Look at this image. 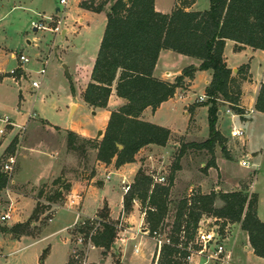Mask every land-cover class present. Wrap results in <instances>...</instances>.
<instances>
[{
  "label": "rangeland",
  "instance_id": "374dc122",
  "mask_svg": "<svg viewBox=\"0 0 264 264\" xmlns=\"http://www.w3.org/2000/svg\"><path fill=\"white\" fill-rule=\"evenodd\" d=\"M78 1L68 0L67 5L61 7L58 0H0V73H3L0 74V79L3 78L0 80V116L26 127L24 133L19 134L21 139L18 138L19 135L14 139L17 163L11 175V180L24 184L11 185L9 182L7 190L1 191L0 217L7 215V219L0 221V224L8 230L20 225L21 230L30 233L15 236L12 233L0 232L1 264H68L70 259L75 262L76 256L88 263L99 264L101 260L112 255V250L105 253L106 255L103 254L102 249L96 247L92 239L79 243L75 230L93 225L89 232L91 235L102 219L100 214L103 208L108 211V222L126 227L124 221L121 222V216L128 213L123 209L119 220L109 219L118 218L125 196L120 189L118 172L114 169H101L100 166L98 168L95 151L87 148L71 150L67 145L66 132L61 130H71L74 127L77 131L88 132L95 138L98 131L107 125L103 111L93 115L82 101L84 90L90 82L93 60L104 31L106 16L105 12L93 13L80 9ZM101 1L95 0L96 3ZM171 1L157 0L158 4L164 5ZM208 2L209 0H197L196 7L203 10ZM57 9L60 12H56ZM38 24L48 29L38 28L34 31V25ZM55 27H58V32L51 31ZM62 30H66V33H62ZM11 54L15 57L11 58ZM19 55L25 56L28 62H19ZM17 68L24 71V78L19 80L20 84H16L11 76L7 75ZM41 69L45 71L43 75L38 74ZM19 73L20 71L17 77ZM33 81L39 84L38 88H32ZM203 90L204 78L200 76L194 83V98L202 96ZM190 94L186 93L189 99L182 102L179 99V91L173 101L161 107L153 116L154 122L161 123L170 130L169 143L163 146L165 148L161 151L159 162L154 159L157 156L151 151L138 157V162L144 165L146 156L152 153L151 156L154 157L147 161L143 172L156 178L161 174L158 171L164 168L163 185L168 183L172 174V166L180 146L201 144L208 138V122L202 113L198 116L201 129L199 124L194 125L190 121L188 131L190 130L191 135L186 133L189 119L184 115V107L186 102L192 99ZM72 96V104H78V108L73 107L70 111L69 98ZM69 112L72 116H69ZM32 114L35 116L29 120ZM39 117L61 129L44 123ZM242 121L226 114L225 110L216 122V129L229 138L226 139L225 146L226 153L227 148H231L229 154H235L232 160L218 145H215L213 154L205 149H186L178 163L180 169L174 173L166 219L160 230L163 238L171 236L172 222L179 202L198 194L225 193L229 189L232 190L230 187H223L224 183L234 187L239 184L240 188L247 192L249 199H258L261 221H264V119L255 117L251 123L245 124ZM3 127L0 124V128ZM233 127L244 131L246 147L230 137ZM103 133L93 140H100ZM14 135L15 130L8 128L4 135L0 136V166L7 153L6 147ZM244 147L246 149L243 151ZM244 155L250 158L248 168L239 164ZM211 160L214 163L218 161V165L215 163V167L206 169ZM154 161L155 166L151 167ZM158 163H161V166ZM134 170L135 166L130 165L125 167L121 174L131 181ZM107 172L111 173L109 181L106 180ZM59 177L70 184L71 190L64 193L61 203H54L52 199L46 198L56 190L57 187H51V183ZM99 181L104 183L103 188L89 187L92 184L97 185ZM107 186L110 187L108 195ZM251 186L257 195L251 191ZM72 190L75 192L72 193ZM8 191H16L26 197L16 196ZM39 191L43 194L37 199ZM73 194L80 196L78 206L82 205L81 208L68 205V196ZM215 206L220 207L221 202L217 200ZM36 209L43 211L35 215ZM77 213L81 215L75 223ZM203 217L214 219L206 214L202 215ZM49 218H52L51 222H48ZM212 223L213 230L222 235L223 239H226L228 234H236L235 223L219 218ZM136 228L135 226L130 231L135 232ZM236 235L231 264H264L256 262L249 251L244 250L246 238L240 232ZM125 237L131 241L130 258H134L132 249L136 247L137 241L131 239L130 233ZM114 243L115 246L119 245L116 241ZM89 244L93 248L89 247ZM141 249L143 252L155 250L156 255L157 248L151 240H146ZM112 260L115 262L116 259Z\"/></svg>",
  "mask_w": 264,
  "mask_h": 264
},
{
  "label": "trees",
  "instance_id": "16d2710c",
  "mask_svg": "<svg viewBox=\"0 0 264 264\" xmlns=\"http://www.w3.org/2000/svg\"><path fill=\"white\" fill-rule=\"evenodd\" d=\"M195 0H175L168 14L157 12L154 0H81L79 8L93 13L105 12L106 23L98 51L90 73V82L82 95L83 102L93 109H105L112 91L124 100V104L110 112L100 140L83 138L67 132V145L71 150L89 149L96 152V160L102 164L114 163L116 168L135 161L136 154L149 145L165 146L170 138L167 128L146 122L142 113L150 108L155 111L171 99L177 89H184L194 79L197 71H210L211 79L206 86L208 138L201 144H183L172 166V174L165 185L154 182L152 176L139 169L130 191L123 198V211L130 213L134 200L139 201L145 214L149 233L164 226L174 173L187 148L205 149L213 154L215 145L227 156L226 139L216 129L219 107L228 105L240 114L237 107L241 96V84L246 79V66L236 76L227 67L223 52L227 40L235 43L234 50L244 47L264 51V0H210L209 9L203 12L188 11ZM107 7V8H106ZM162 50L196 59L200 62L182 70L173 83L159 80L153 72ZM197 106V105H196ZM193 107L189 108L192 121ZM255 111L264 114V84L256 97ZM13 140L5 152L13 151ZM117 145L122 146L118 149ZM228 157V156H227ZM213 160L206 169L215 167ZM9 177L0 174V192L9 184ZM101 185L100 183L97 184ZM51 187H57L46 200L61 203L70 184L62 177L55 179ZM39 191L37 199L42 197ZM221 202L220 207L215 202ZM257 199L248 198L243 189L235 192H211L198 194L178 203L172 224L169 245H163L158 253L157 264H184L187 254L176 249L179 234L183 230L192 240L202 215L206 214L226 222L240 224L247 234L253 254L264 259V221L257 217ZM43 210L35 211V215ZM101 221L93 231L94 245L105 254L112 250L117 235L116 225L107 221L108 211L101 210ZM16 225L11 230L0 224L4 234H30ZM93 225L77 228L76 234L87 237ZM116 255L114 254V258ZM181 257V258H180ZM68 264H75L69 260ZM115 264H120L115 260Z\"/></svg>",
  "mask_w": 264,
  "mask_h": 264
},
{
  "label": "crops",
  "instance_id": "0c3cea01",
  "mask_svg": "<svg viewBox=\"0 0 264 264\" xmlns=\"http://www.w3.org/2000/svg\"><path fill=\"white\" fill-rule=\"evenodd\" d=\"M80 1L81 0H79L78 2H80ZM174 1L175 0H172L168 5H164V4H158L157 0H154V8H155V10L157 12H160V13H163V14H168V13H170L172 11V9L174 7ZM196 4H197V0H195L194 4H192L187 10L188 11H195V12H203V11H206V10L209 9V2L206 4V7L203 10L197 8ZM57 10H56V12H59V9H57ZM79 22H81V19H79ZM35 30L36 29L34 28V31ZM62 33H66V30H62ZM234 46H235V43L233 41L227 40L226 43H225V46H224L223 56H224L225 63L227 65V67L231 70L233 76H236L238 74V71H239V69L241 67L246 66V69H245L246 79L241 84V96H240L239 104L237 106L239 108V110H240V114H239V116H236L237 114H235V112L232 111L229 108L228 105H225V106H221L222 109H219V113L220 114L218 113V118L223 116L225 110H229L230 113L232 115H234V117H238L241 120H243L242 123H244V124L245 123H251L255 119V117H261L262 119H264V114L258 113L254 109L256 97H257V94L259 92L260 86H261V84H264V51H262V50H254V49H252L250 47H244L243 49H241L239 51H235L234 50ZM97 51H98V49H97ZM96 54H97V52H96ZM14 56H15L14 54H11V58H13ZM95 57H96V55H95ZM94 60H95V58H94ZM94 60H93V63H94ZM199 65H200V62L198 60H196V59H193V58H190V57H186V56H183V55H179V54H176V53H174L172 51H169V50H162L160 52V54H159L158 61L156 63V66H155V69H154V72H153V76L155 78L159 79V80L166 81V82H169V83H173L175 78L178 77L181 74L183 69H185L187 67H190V66H194L195 68H198ZM92 67H93V65H92ZM0 74H3V73H0ZM200 76H202L204 78L203 95L194 98V96H195L193 94V92H194L193 91L194 83L197 80V78H199ZM2 79H0V80H2ZM210 79H211V72L210 71H197L195 73V75H194V79L191 82H189L184 89H177L175 94H174V96L171 99H169L168 101L162 103L154 112L151 111L150 108H147L142 113V119L144 121H146V122H149V123H152V124H155V125L163 127V125L161 123L153 121V116L159 111V109L161 107H163L164 105H166L170 101H173L174 98L177 96V93L180 91L181 95H180L179 99H181L182 102H185V100L189 99L185 94L186 93H191L190 96L192 97V99H190L188 102H186L185 107H184V111H185L184 115L187 116V119L190 120V114L188 112L189 108L192 107V106H195V107H193L192 124H194V125L199 124V122H198L199 114L202 113L207 118V109L208 108L205 107V106H200L203 102H205V100L200 101L198 98H201V97H205L206 98V96L204 95V91H205L206 86L209 84ZM193 98H194V100H193ZM72 101H73V96L69 98V109H70V111H71L72 106L74 108H76V109L78 108V104L73 105ZM82 101H83V99H82ZM124 103H125L124 100L118 98L116 96L115 92L112 91V93H111V95L109 97V100H108L107 107L105 109L96 108V109L93 110L92 107L88 106L87 104H85V105L88 107V109L90 111L93 112V115L97 114L100 111H103L104 112V118L106 117L107 118V122H108L110 112L115 110V109H117L118 107L122 106ZM68 114H69V116H72L70 114V112ZM32 116H35V114H32L31 117L29 118V120L32 118ZM39 119H41L44 123H46L48 125H51L54 128H60L58 126H55V125L51 124L49 121H47L44 118L39 117ZM189 120H187L188 124H187V131H186V133H188V134H190V130L188 131V129H189L190 125H191ZM18 126H22V125H18ZM24 127H25V125H24ZM199 127L201 129L200 124H199ZM105 128H102V130H101L102 133L105 130ZM14 130H15V134H16L17 133V129H14ZM25 130H26V127H25ZM61 130H63L66 133L69 132V131L73 132V133H76L77 135H79V136H81L83 138H86V139H92V140L96 139V137L95 138L92 137V135L90 133L82 132V131L79 132L74 127H72L71 130H67V129H61ZM221 135L225 139H229L228 137L224 136L223 134H221ZM244 139L245 138H243L241 143H242V145H245V147H246L247 146V139H245V143L243 144ZM169 140H168L167 144L169 143ZM245 147H244L243 151L246 149ZM164 148L165 147L156 146V145H149L147 147L142 148L136 154L135 161L133 163L125 164V165H123L121 167L116 168L114 166V163H111L110 165H105V164H101L99 162L98 168L100 166L101 169H114L116 172H118V177L120 179V189H121V181L122 180L127 182V183H129V184H132L133 179H134L137 171L139 169L145 170V167H146L145 164L147 163V161L151 160V158L154 157V156L153 157L151 156L152 153H154V155L157 156V158L154 157V159L157 160L160 156H162L161 151ZM149 151H151L152 153H151V155L146 156L145 161H144V165H142V163L138 162V157L140 155H142L143 153L149 152ZM227 151H228L227 153H228L229 159L232 160V157L235 156V154H233V156L231 154H229V152L232 151L231 148L230 149L227 148ZM171 152H172V150L170 151V153ZM236 157H237V155H236ZM157 161L159 162V159ZM155 163H156L155 161L153 163H151V167H154ZM161 163H158V164L161 166ZM215 163H217V165H218V161L215 162ZM130 165H134L135 166V170H134L133 175H132V180L128 181L127 177L124 174H121V172H124L125 167H128ZM19 169H20V165H19ZM19 169H18V171H19ZM18 171L14 175H16L18 173ZM163 171H165V169L161 168L158 171L159 173H161L159 175L164 174ZM110 175H111L110 172L106 173V180L107 181L110 180ZM98 183H100L101 185L98 186V185L92 184V185H89V187L92 186V187H97V188L98 187L99 188H103L104 183L101 182V181H99ZM10 184L13 185V184H24V183H16L15 180L12 179L10 181ZM235 186L236 187L230 186V184L228 185L227 183L223 184V187H225V188L230 187L232 189V190L229 189L227 192H235V191H239V190L242 189V188H240L239 184H237ZM70 188H71V186H70ZM3 190L5 191L7 189L5 188ZM121 191H122V189H121ZM251 191L253 193H255L253 186H251ZM8 192L14 193L16 196H24V197H26L25 195H20L16 191H13V192L12 191H8ZM73 192H75V191L72 190V193ZM227 192H225V193H227ZM109 193H110V187L107 186L106 187V195H108ZM122 193H123V191H122ZM124 195H126V194L123 193V196ZM69 197L70 196H68V199H69ZM83 199H84V197H83ZM83 199H82V201H83ZM82 201H81V204H82ZM76 203H77L76 205H70L69 202H68V205L69 206H73V207L81 208L82 205L78 206L79 205V200L76 201ZM122 203H123V201H122ZM122 209H123V206L121 204V211L119 213L118 218H116V219L109 218V219L113 220V221L119 220V217H120V215L122 213ZM256 212H257L258 219L261 221L262 219H261L260 213H259V202H258V199H257ZM80 215L81 214H79V213L76 214V218H75L74 222H76L77 217L80 216ZM121 218H122L121 222L124 221L126 227H122L121 224H119L118 226L116 225V227H117V235L116 236L123 237L125 239V243L119 244L118 246H115V243H114V246L112 248V252L113 253H111L112 255L109 256L105 260H101L99 262V264H101V262H103V264H106V263L114 264L115 262H113L112 259L118 260L120 262V264H146V262H148L149 264H157L158 251H156V255H155V253H154L155 250H154V252L153 251L143 252L142 249H141V246L144 244V242L146 240L147 241L151 240L154 243H155V241L151 237V235L149 234L148 225L146 224V221H145V214L143 213V211L141 209V205H140L139 201L134 200L133 201V206H132V211L130 213H128L127 215L122 214ZM173 221H174V218H173ZM19 222H21V221H19ZM172 224H173V222H172ZM229 225L230 224H228V226ZM135 226L137 227L136 228L137 231L131 232L130 230L133 229ZM234 226H237L236 227V229H237L236 230V234L240 232L246 238V245L243 247L244 250L249 251V254L251 255V257L256 262H258V263H262L263 262L264 263V259L259 258V257L255 256L253 254V250H252V248H251V246H250V244L248 242L247 234L244 231L241 230L240 224H236V225L234 224ZM129 233L131 235V239H134V240L137 241V244H136V247H135V248H137V252H135L134 249H132V254H133L134 258H130V247H129V244L131 243V241H130V239L128 240L125 237L126 234H129ZM236 234H234V235L233 234L232 235L228 234L226 239H225L226 247H227V249H229L231 251V261L228 264H231L233 262L232 254H233L235 243L237 241V235ZM155 246H156V244H155ZM114 254L116 255L115 258H114ZM194 260H197V258H194Z\"/></svg>",
  "mask_w": 264,
  "mask_h": 264
},
{
  "label": "built area",
  "instance_id": "2783aa9c",
  "mask_svg": "<svg viewBox=\"0 0 264 264\" xmlns=\"http://www.w3.org/2000/svg\"><path fill=\"white\" fill-rule=\"evenodd\" d=\"M67 3H68V0H58V4L61 7H65ZM34 26L36 27L35 29H38V28L48 29L44 27L42 24H38ZM51 31L58 32L59 29L58 27H55ZM18 60L21 63L28 62V59L23 55H19ZM18 71H20L19 77H17ZM23 72L24 71L17 68L15 70H11L7 75L11 76L12 80L16 84H20L19 80L22 77L24 78ZM44 72H45L44 69H41L38 71V74L43 75ZM31 86L32 88L35 89L39 87V84L33 81L31 83ZM198 99L200 101L206 100L205 97H201ZM226 114H231V113L229 110H226ZM231 116H234V115L231 114ZM236 116H239V114H237ZM0 124L4 126L3 128H0V136L4 135L6 129L8 128L12 130L17 129V133L14 135L13 140L16 139V136H18L21 133H24L25 131L24 126H18L14 124L13 122H11L9 118L5 116L4 117L0 116ZM230 137L232 139L242 142L244 138V131L242 129L233 127V129L230 131ZM18 138L21 139V136L19 135ZM249 159L250 158L248 155H244L240 160V163H239L240 166L243 168H248ZM16 163H17V150L13 149V151L6 153L5 158L3 159L2 164L0 166V174L7 175L9 177V180H11V175L14 171ZM153 179H154V182L161 184V185H163L165 182V178L162 175H159L156 178L153 177ZM130 187H131V184L123 180L121 181V189L124 194H127L130 191ZM79 199H80V196L78 194L71 195L68 199V202L70 205H76L77 204L76 201H78ZM213 218L214 219L211 220L209 217H203L200 220V223L197 224L194 237L192 240H188L186 238L183 230L180 232L178 242L175 247L179 251L178 255L181 252H185L187 254L185 257H182V258L180 257L181 260L184 262V264H228L231 261V251L227 249L225 239H223L222 235L215 232V230H213L212 228V224H213L212 221L217 219L216 217H213ZM6 219H7V215H3L0 217V221H6ZM51 219L52 218H49L48 222H51L52 221ZM98 226H99V223H98ZM92 234L88 235L87 237L77 234V239L79 243H81L82 241H85L86 239L91 240ZM149 234L155 241L158 253L163 245L170 244L169 238L168 237L163 238L161 236L160 231H154ZM115 241L118 242L119 244L125 243V239L121 236H116ZM89 247L93 248V246L90 244H89ZM134 251L137 252V248H134ZM194 258H197V260H194ZM75 264H91V263H88L84 260H80L79 256H76Z\"/></svg>",
  "mask_w": 264,
  "mask_h": 264
},
{
  "label": "water",
  "instance_id": "95a60500",
  "mask_svg": "<svg viewBox=\"0 0 264 264\" xmlns=\"http://www.w3.org/2000/svg\"><path fill=\"white\" fill-rule=\"evenodd\" d=\"M58 11V10H57ZM64 68L66 69V67L64 66ZM72 108H73V106H72ZM71 108V109H72ZM219 113V112H218ZM220 114V113H219ZM102 135V131L100 130V131H98V133H97V136H96V139H98V137L99 136H101ZM117 147H118V149H122V146H120V145H117ZM101 264H103V262H101Z\"/></svg>",
  "mask_w": 264,
  "mask_h": 264
},
{
  "label": "bare ground",
  "instance_id": "6f19581e",
  "mask_svg": "<svg viewBox=\"0 0 264 264\" xmlns=\"http://www.w3.org/2000/svg\"><path fill=\"white\" fill-rule=\"evenodd\" d=\"M234 117V116H233Z\"/></svg>",
  "mask_w": 264,
  "mask_h": 264
}]
</instances>
